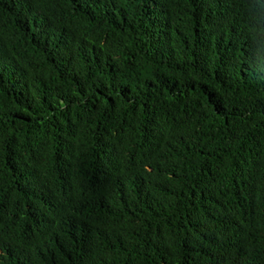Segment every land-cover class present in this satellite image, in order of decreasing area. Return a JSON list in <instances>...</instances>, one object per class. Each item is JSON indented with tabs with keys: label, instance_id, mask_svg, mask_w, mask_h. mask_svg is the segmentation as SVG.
Returning a JSON list of instances; mask_svg holds the SVG:
<instances>
[{
	"label": "trees",
	"instance_id": "16d2710c",
	"mask_svg": "<svg viewBox=\"0 0 264 264\" xmlns=\"http://www.w3.org/2000/svg\"><path fill=\"white\" fill-rule=\"evenodd\" d=\"M0 264H264V0H0Z\"/></svg>",
	"mask_w": 264,
	"mask_h": 264
}]
</instances>
